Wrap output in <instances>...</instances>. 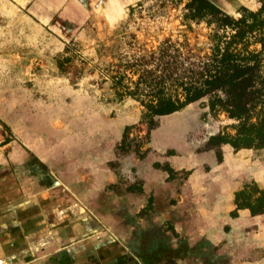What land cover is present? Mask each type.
<instances>
[{"label":"rangeland","instance_id":"obj_1","mask_svg":"<svg viewBox=\"0 0 264 264\" xmlns=\"http://www.w3.org/2000/svg\"><path fill=\"white\" fill-rule=\"evenodd\" d=\"M219 2L222 8L232 10L239 0ZM244 2L252 8L259 5V0ZM184 3L139 0L121 7L117 0H96L91 7L72 10L76 15L38 18L32 15L29 0H0V127L8 134L6 139H16L48 172L55 165L66 168L77 164L84 165L86 172L99 167L123 172L125 157L141 159L152 148L156 154L150 160L155 168L159 164H154L157 153L162 156L176 150L184 156L212 150L215 154L218 148L222 158L225 153L229 157L234 153L243 160L236 163L233 157L226 159L224 170L234 175L226 180L223 195L250 175L264 185V149L234 152L231 146L208 142L211 134L233 131L228 127L232 120L224 114L208 113L207 97L174 116H155L151 128L136 100L115 97L109 70H123L120 66L134 58L148 62L151 53L165 42L178 58V73L197 70L208 57L212 27L204 21L184 22ZM69 55L73 58L71 66L59 70L56 61ZM164 145L168 149L160 152ZM207 154L203 157L207 165L197 166L201 160H192L193 166L175 172L174 179L181 182L199 168L209 171L211 158ZM7 172H13L12 168ZM115 188L119 194L125 191V185L119 183ZM153 202L150 210L160 212L162 199L157 195ZM152 229L153 240L178 243L170 237H157L155 232L160 235V228ZM150 243L133 250L137 264H151L159 258L160 251ZM128 247L133 248L131 244ZM203 247L199 244L197 249ZM207 254L210 257L196 254L177 264L230 263L227 253Z\"/></svg>","mask_w":264,"mask_h":264},{"label":"crops","instance_id":"obj_2","mask_svg":"<svg viewBox=\"0 0 264 264\" xmlns=\"http://www.w3.org/2000/svg\"><path fill=\"white\" fill-rule=\"evenodd\" d=\"M95 1L29 0V4L32 15L38 18H64L76 15L72 10L95 5ZM117 1L122 7L139 0ZM213 1L222 8L219 0ZM241 5L255 9L244 0L232 10L222 9L232 13ZM7 136L0 127V264H135L133 250L142 247L144 236L149 238L153 227L163 233L155 232L157 237L178 240L157 248L163 258L172 256L171 264L196 254L210 257L209 251L230 255L228 264H264V212L252 216L249 210L238 209L237 216L230 215L235 190L250 181L264 185L250 175L222 194L226 180L234 175L225 172L226 161L233 157L236 163L243 162L234 153L231 157L225 153L219 162L212 150L184 156L176 150L162 156L157 153L154 164H159L154 168L150 158L156 152L152 148L147 157H125L123 172L101 167L86 172L82 164L68 165L67 169L55 165L48 172L39 166L42 162L34 154ZM167 149L164 145L160 152ZM204 153L211 158L209 171L199 168L181 182L174 179L175 172L193 166L192 160H201L197 166L207 165ZM10 167L13 172H7ZM117 182L125 185L121 194L115 188ZM157 195L164 207L153 212L151 204ZM199 244L204 246L201 251ZM166 263L161 259L151 264Z\"/></svg>","mask_w":264,"mask_h":264},{"label":"trees","instance_id":"obj_3","mask_svg":"<svg viewBox=\"0 0 264 264\" xmlns=\"http://www.w3.org/2000/svg\"><path fill=\"white\" fill-rule=\"evenodd\" d=\"M182 18L184 22L204 21L212 27L208 57L197 70L178 73V58L165 42L151 53L148 62L134 58L120 66L123 70H109L116 99L136 100L151 128L155 116L180 111L207 97L208 113L224 114L232 120L228 127L233 131L211 134L210 144H228L234 152L264 149V0H259L255 9L241 5L235 14L224 11L213 0H185ZM71 61L72 55L59 58L57 67L65 71ZM215 154L221 161L218 148ZM233 204V217L238 215V209H247L252 216L262 214L264 187L254 181L244 183L233 192ZM152 238L150 234L141 245L151 242L157 250L161 242ZM161 259L171 264L172 256H159L155 261Z\"/></svg>","mask_w":264,"mask_h":264},{"label":"flooded vegetation","instance_id":"obj_4","mask_svg":"<svg viewBox=\"0 0 264 264\" xmlns=\"http://www.w3.org/2000/svg\"><path fill=\"white\" fill-rule=\"evenodd\" d=\"M37 172H40V170H39V171H37Z\"/></svg>","mask_w":264,"mask_h":264}]
</instances>
